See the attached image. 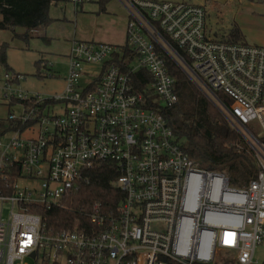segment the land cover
<instances>
[{
  "label": "built area",
  "instance_id": "obj_1",
  "mask_svg": "<svg viewBox=\"0 0 264 264\" xmlns=\"http://www.w3.org/2000/svg\"><path fill=\"white\" fill-rule=\"evenodd\" d=\"M125 4V44L74 38L61 93H30L25 74L0 72V105L17 123L0 136V264H254L264 243V46L219 36L203 3ZM166 55L247 140L258 164L249 184L199 165L148 107L134 80L141 69L152 76L154 102L180 100ZM103 162L119 173L117 209L95 204L88 224L48 228L35 209L67 208Z\"/></svg>",
  "mask_w": 264,
  "mask_h": 264
},
{
  "label": "trees",
  "instance_id": "obj_2",
  "mask_svg": "<svg viewBox=\"0 0 264 264\" xmlns=\"http://www.w3.org/2000/svg\"><path fill=\"white\" fill-rule=\"evenodd\" d=\"M69 0H0V29L10 30L13 38L28 42L34 37L39 27L47 28L55 19L50 15L52 4ZM108 0H101L102 9L106 10ZM20 30H24L20 32ZM164 37L184 55L172 38L160 30ZM230 40H244L238 27L222 35ZM46 41L50 38L43 37ZM7 42L0 45V67L14 71L7 63ZM124 50L127 51L125 48ZM126 55H131L127 53ZM171 75L176 82L180 100L173 106H162L154 102L155 95L148 92L152 76L145 69L134 75L135 85L144 93L149 108L162 112L179 137L185 139L187 153L199 165L225 173L235 186H244L258 174V164L253 150L245 137L235 129L225 115L206 97L199 87L166 55ZM116 62H120L116 55ZM47 59L39 58L35 76L44 79L52 74L47 68ZM53 75V74H52ZM17 128L13 120L0 118V136ZM257 134V131H255ZM264 140V137H261ZM119 173L113 163L103 162L90 169L80 182L79 188L65 199L67 208L45 209L40 206L35 211L41 213L43 223L50 229L63 230L82 227L89 223L88 212L95 204L116 210L123 198V193L114 186L113 181Z\"/></svg>",
  "mask_w": 264,
  "mask_h": 264
},
{
  "label": "rangeland",
  "instance_id": "obj_3",
  "mask_svg": "<svg viewBox=\"0 0 264 264\" xmlns=\"http://www.w3.org/2000/svg\"><path fill=\"white\" fill-rule=\"evenodd\" d=\"M190 1L203 3L207 6L208 26L219 36L229 33L236 26L243 33L247 43L264 46L263 3L252 0ZM64 5L63 2L51 5L50 15L55 20L47 28H37L34 37L28 42L13 38L10 30L0 29V45L5 42L9 44L7 63L16 72L26 75V80L22 82V88L30 93L40 92L50 95L61 93L64 90L63 78L68 71V65L67 59L63 55L69 54L73 38L82 40L93 38L114 43L124 42L123 32L129 17L127 8L119 0H108L105 6L106 10L102 9L101 0H94L84 4L77 15L69 4H66L65 12ZM23 31L20 30V32ZM43 35L49 37L50 40L46 41L42 38ZM42 56L54 61L55 76L44 79L35 76V62ZM3 70L5 69L0 67V72ZM84 74L87 76V71ZM9 113L10 110L7 106L0 105V118H6ZM254 262V264H263L264 243L256 248Z\"/></svg>",
  "mask_w": 264,
  "mask_h": 264
},
{
  "label": "crops",
  "instance_id": "obj_4",
  "mask_svg": "<svg viewBox=\"0 0 264 264\" xmlns=\"http://www.w3.org/2000/svg\"><path fill=\"white\" fill-rule=\"evenodd\" d=\"M126 8H127V10H128V17H129V15H130V13H129V9H128V7H127V5L125 4V0H119ZM93 2V1H92ZM63 3H65V5H64V10H65V12H66V10H67V5L66 4H69L70 6H71V8L73 9V11H74V13L77 15L81 10H82V8H83V6H84V4L82 5V6H80L79 8H76L70 1H68V2H63ZM89 3V2H88ZM86 4V3H85ZM55 19V18H54ZM126 28H127V25H126ZM126 28L124 29V32H123V35H124V42H122V43H114V42H110V41H107V40H96V39H93V38H90V39H87L86 41H97V42H109V43H112V44H115V45H122V44H125V42H126V37H125V32H126ZM74 39V38H73ZM78 39H80V38H78ZM80 40H82V39H80ZM84 40V39H83ZM69 54H70V52H69ZM69 54H65V55H63V57L64 58H66L67 59V61H66V63H67V65H68V58H69ZM42 58H45L44 56H42ZM45 59H47V61H51V62H53L54 63V61H52V59H49V58H45ZM54 66H55V63H54ZM53 66V67H54ZM52 67V70H51V72H52V74H53V76H55L56 74H55V70H54V68ZM15 71V70H14ZM66 75H67V73L65 74V76H64V82H65V78H66Z\"/></svg>",
  "mask_w": 264,
  "mask_h": 264
}]
</instances>
